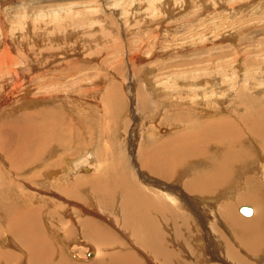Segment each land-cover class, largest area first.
<instances>
[{
  "label": "rangeland",
  "instance_id": "rangeland-1",
  "mask_svg": "<svg viewBox=\"0 0 264 264\" xmlns=\"http://www.w3.org/2000/svg\"><path fill=\"white\" fill-rule=\"evenodd\" d=\"M20 30L29 41L22 39ZM74 32L78 42L73 38L66 41V34ZM56 35L62 39L52 40ZM23 41L25 45L20 44ZM27 43L33 45L27 48ZM0 46V56L8 50L13 58L11 62H0V241L8 235L10 224L20 226L24 212L33 209L39 211L35 218L40 220L32 228L33 235L41 229L49 241H54L55 249H60V243L65 249L61 241H66L70 253L80 259L66 254L69 264L95 263L100 258L87 256L94 247L96 251L113 247L112 253H131L142 264H159L153 254L138 247L131 234L116 224L124 216L121 206L125 194L135 188L149 198L157 195L160 200L161 194L167 195L165 204L172 212L181 220L189 218L187 224L177 222L188 231L180 230L184 233L183 244L172 242V223L169 229H163L169 246L184 256V264H264V248H259L256 255L249 251L246 254L237 248L230 231L220 227L225 223L220 214L225 204H230L233 214L243 221L261 215L262 208L241 199L252 187L260 199L264 196V170H247L248 184L239 182L235 190L211 197L217 198L214 211H221L217 212V235L224 237L219 241L225 244L226 240L235 248L232 252L239 249L238 258L231 253L224 255V247L210 249L207 234L213 215L207 209L208 214L201 216L199 207L210 208L212 201L207 205L189 200L187 204L193 207L178 208L184 202L182 194L180 202H174L179 195L168 189V183L154 178L147 167V156L159 143L166 146L162 149L174 148L176 152L187 144L182 134L188 136L194 126L198 131L202 124L213 120L226 127L228 120L237 118L241 105L250 107L247 98H259L264 104V0H0ZM50 52L56 55L47 56ZM208 80L222 83L220 88H231L235 94L231 92L224 98L216 95L215 103L207 104V116L199 109L200 113L192 111L188 101H199L195 99V82L205 85ZM242 89L249 93L243 91L248 95L243 100L239 98ZM207 105L200 108L204 111ZM175 124L182 127L176 129ZM248 141L249 150L252 142ZM210 150L221 153L218 146ZM83 153L91 154L86 166L83 162L77 170L70 168L69 162ZM85 168L91 172H83ZM65 171L72 173L68 180ZM49 173L62 174L49 185ZM66 188L72 189L71 195L65 194ZM242 205L252 208L251 217L239 212ZM29 223H24L27 228ZM91 226L109 230L114 243L92 242ZM52 230L57 231L56 235ZM193 238H201L202 242ZM4 245L12 253L22 249L8 242Z\"/></svg>",
  "mask_w": 264,
  "mask_h": 264
},
{
  "label": "bare ground",
  "instance_id": "bare-ground-1",
  "mask_svg": "<svg viewBox=\"0 0 264 264\" xmlns=\"http://www.w3.org/2000/svg\"><path fill=\"white\" fill-rule=\"evenodd\" d=\"M25 31H27V30H25ZM18 33H21L20 35H22L21 30ZM23 33L25 34V32H23ZM29 33H30V31H29ZM17 37H18V35H17ZM23 37H24V35H22V39H24ZM36 37L39 38L38 36H36ZM64 38L66 41H72L71 39L73 38V42H75V41L78 42L77 34L75 32L71 33V34H66V36ZM26 39L28 40L29 38L26 37L24 40H26ZM61 39L62 38L60 37V35H58V36L56 35L55 37L52 38V40H57V41H59ZM46 41L47 40H45V42ZM32 43H29V44L27 43L28 44L27 48L30 47V45H33ZM20 44L25 45L26 43L24 42L23 44L22 43H20ZM53 44H54V42H53ZM17 45L18 44H16V46ZM23 47H25V46H23ZM74 47L77 51H80L79 46L78 47L74 46ZM17 48H18V46H17ZM83 48L84 47L82 46V49ZM31 49H32V47H31ZM39 49H41V48H39ZM42 49H45V48L42 47ZM80 49H81V47H80ZM46 53H47V51H46ZM44 54H45V52H44ZM55 55L56 54H51V52H50V53H48L47 56L53 57ZM12 59L13 58H11V55H10V53H8V50H6L0 56V60H1L0 62H2V63H4V62L6 63V61L11 62ZM46 59H48V58H46ZM56 59H57V57H56ZM18 76H19V74H15V77H18ZM212 78H213V75H212ZM237 78H238V76H237ZM240 78H241V75H240ZM193 81H195V80H193ZM216 81H217V79H216ZM235 81H237V79ZM244 83H245V80H244ZM184 84H186V83H184ZM195 84H196V87L198 86L197 89L195 88L196 89L195 91L198 92V95H197L198 97H196L195 99H199V101L195 103V102H193L194 101L193 99H192L193 101L189 99L188 103L191 104V106H192L191 110L192 111H194L195 113L196 112L198 113L199 111H201V113L203 115L209 114V112L207 110H209L210 107L207 104L213 105L212 103H215L214 99H216L215 98L216 95H218V94L222 95V97L224 98V96H227L228 94H230L232 92L231 88H227V89L223 90L222 88H220L221 86H223L222 83H216L215 84V82H214V84H213L211 82V80H208V83H205V85H201L200 82H195ZM236 87H237V85H236ZM240 88H242V86ZM248 88H250V87H248ZM187 89H188V87H187ZM247 89H242V91H240V94H239V91H236V92H238V93H236L237 96L239 94V98L244 99V96H246L245 93H248L246 91ZM152 90H153V88H152ZM60 92H62V91H60ZM184 92H186V91H184ZM233 93L234 92H232V94ZM199 94H201V95H199ZM232 94H230V95H232ZM187 95H189V93ZM44 99L45 98H43V100ZM247 100L250 101L251 105L248 104V105H250V107H247L246 103H245V105H241L240 106L241 109L238 110L239 114H238V116L236 115L237 118L234 120V116H233V120H228L226 127L223 126V122L221 123V121L216 122L213 120H212V122L208 121V122H206V124H202L200 126V128L198 129V131H196L197 126H194L192 133H190L188 136H186L184 134H182V136H181L184 140L188 141V142H186V141L183 142V143H187L184 145V147L181 146V148H178L177 151L174 152L173 151L174 148H172L170 150L162 149V147H166V146L165 145L162 146V143H159L158 146H156V148L158 150L155 147L152 148V150H151L152 154L147 156V158H148L147 167H148V171L150 170L149 171L150 174L153 175L154 178L161 179L165 183H168L166 185L168 187V189H170V191L172 190V191L176 192V194L179 195L177 198L173 199V201L177 202V203L180 202V195L181 194H182V197H184V202H182L180 205H177L178 208H179V206L193 207L191 204H187V202H189V200H192L194 203L200 202V204H202L201 201H203L207 205H210L209 202L212 201L213 204L210 206V208L209 207H206V208L203 207L202 208L200 205H198V206H200L199 207L200 211L202 209V211H201L202 213H200L201 216H203V215L206 216L208 214L207 209H210L211 213L213 215V217H212L213 223H211L212 225H210V226H212V228H210L208 230L209 231L208 234L206 233L210 237V242H211V244H209L210 249H212L214 251L215 249H217L219 247H224L226 250L225 252L223 251L224 255H226V253H228V254L231 253V255L238 257V258L240 257V251H238L239 249L234 250V252H232V250L235 248L232 249V247L230 246L229 243H227L226 240H225V244H224V241H223V243L221 241H219L220 240L219 238L224 237L223 234L217 235V232L220 231L219 227H218L220 221L217 222V217H219L218 214L221 211L220 212H218L217 210L214 211L215 210V209H213L215 207L214 203H216L215 200L217 198L214 199L211 197L217 195V193L223 194L225 192L227 193L229 191H232L233 189L235 190V188L239 186V182L240 183L244 182L245 185L248 184L249 178L247 179L245 177L247 170H264V104L263 105L260 104L261 102H260L259 98L258 99L247 98ZM219 102H221V101H219ZM230 102L232 103V101H230ZM257 104L259 106H257ZM205 105L208 106L207 107L208 109L205 107L206 111L205 110L203 111V109H201L200 107L204 108ZM230 106L233 107L232 105H230ZM234 107H235V105H234ZM198 109H199V111H197ZM235 109H236V107H235ZM235 109H234V111H235ZM232 110H231V112L233 113L234 111H232ZM241 111H242V113L240 114ZM212 112L213 111H211V113ZM244 112H246V114ZM198 117H200V116L198 115ZM52 125H54V124H52ZM173 126H176L175 127L176 129H178L177 128L178 126H179V128L182 127V125H179V124H175ZM42 128H43V131H47V128H46V130H44L45 129L44 126ZM171 129H172V127H171ZM169 130H170V128H169ZM213 132H217L218 134L215 135ZM181 137H180V139H181ZM193 140H197V142H191ZM248 140H250L252 142L251 146L248 147L249 150L246 147ZM168 144H169V142H168ZM173 146L177 147L176 145H173ZM216 146L219 147L218 151H220L221 153H219V152L216 153V151H215V153H212L214 151L211 152L210 147L216 148ZM178 147H180V146H178ZM255 150H256V152H253ZM90 155L91 154H87V153L81 154L79 158H77L74 161L69 162V164H70L69 167L72 168L73 170H75V169L77 170L79 165H80V167L82 166L83 162H84V167H85L86 166L85 164L88 162ZM50 161H51V159H50ZM180 165L182 166V168L180 170L176 169L177 167H180ZM67 170H69V168L66 169V171ZM198 170H205V171H204V173L202 172L203 174H201V173L198 174V173L194 172V171H198ZM89 171L91 172V170L87 169V168H85L83 170V172H89ZM59 174H62V173H51L47 177V183L49 185L52 183L55 184L56 180L59 178ZM69 175H72V173L70 172L68 174L66 172V176H65V177H67L66 180H68ZM259 176H261V175H259ZM165 177H167L169 179H164ZM188 178L190 179L189 181H188ZM235 184H236V186H235ZM180 185L183 187L182 189L177 187ZM245 185H244V187H245ZM228 186H232V188L230 190H226L227 189L226 187H228ZM249 187H251V186H249ZM97 189H100V188L97 186ZM252 189H250L249 190L250 192H248L246 195L244 194L245 198H242L241 200L244 202L251 201L252 203L257 204V206H259L260 209L262 208L260 211L261 215H257L255 218H253L249 221H243V220L237 218L234 215L235 213L233 214L234 208H232L230 204H225L224 211L220 213V214H222V217H223L225 223L222 222L223 226L221 225L220 227H224V228L226 227V230L228 232L230 231V234L233 235V238H234L233 240L236 242L237 248L242 249L241 251H244L246 254L249 251L250 253L252 252L253 255H256V252H259L261 250V249L259 250V248H264V196H262V198L260 199L259 193L257 192V190L253 187H252ZM84 190H86V189H84ZM84 190H83V192H84ZM96 190H94V191L96 192ZM1 191H2V189H1ZM100 191H101V189H100ZM64 192H65V194L67 193V195H71V193L73 191L70 188H66V190H64ZM153 193L156 195L155 192H153ZM164 193L165 192L163 191V194ZM231 195L233 197V192ZM218 196L219 195H217V197ZM185 197H186V199H185ZM200 197H202V198L204 197V199H202ZM223 197H225V196H223ZM156 198H149V197L141 194L135 188H129L128 194H125V198H123V200L125 199L126 202L124 200L123 205L121 206L122 215L124 214V216L121 219V223L120 222L118 223L116 221V224L120 225L121 229H124L125 231H127L129 235L131 234V238L133 239V242L138 247H140L141 249H144V251H147L150 254H153L154 258L156 260H158L157 262L159 264H184V261H183L184 256L179 251H174V249L169 246V244L167 243L168 238H165L164 231H165V228L169 229V225H170V223H172V227H171V229H169V233L171 231H173V233H174L172 242L177 243V242L181 241V244H183L184 243L182 241L183 234L185 232L188 233V231H184L183 227L179 226L180 223H177V222L179 221V222H183V224H187V220L189 218L186 220V217H183V219H182L183 221H182L181 218H178L180 216H178V214L177 215L175 214L176 213L175 211L172 212L171 206H169L168 204H165V199H167V195L165 196V194H164V196H163L161 194L160 200H163L162 202H160L157 195H156ZM220 198H222V197H220ZM195 199L197 201H195ZM220 201H221V199H220ZM0 203H1V201H0ZM177 206H176V208H177ZM103 208H105V207H103ZM215 208L217 209V207H215ZM78 210H80V209H78ZM80 212H81V210H80ZM217 212H218V214H217ZM20 213H19V215H20ZM38 213H39L38 210H33V209L27 210L26 212H24V214L22 213L25 216L24 217L22 216V222L20 223V226H19V224H17V225L14 224V222L9 225L10 230L8 229V231H7L8 235L6 236V238H4V239H2V241H0V242H2V243H0V264H69L65 261V255L66 254L70 255V258H74L78 261L80 260L79 256L76 253L75 254L70 253L71 252V250L69 249L70 246L67 244L66 241H63V240L61 241L63 243L65 249L63 247L61 248L60 241H58L60 243V244L58 243L60 245V249L58 247H57L58 249L57 248L55 249L54 241H49L48 238L43 235V231L41 229H39V228H41L40 226L38 227L39 232L35 233L33 235L32 228L38 222L37 219L35 218L36 217L35 215H37ZM117 213L119 214V212H117ZM253 213H254V211L252 210V213L246 217H251L253 215ZM109 214L113 215L114 213L109 212ZM111 215H109V216H111ZM122 215H120V216H122ZM214 216H216V219L214 218ZM196 217H197V215H196ZM206 219H207V217H206ZM26 220L28 222H30L29 224L31 225L28 228L24 224ZM203 221L206 222L205 220H203ZM39 222H40V220H39ZM207 222H208V219H207ZM44 223H46V222H44ZM27 225H28V223H27ZM91 227H92L91 229L93 230L92 232L90 231L91 232L90 238H92L91 241L92 240L96 241V242L99 241L98 243L100 244V240H102V244H108V245H112L114 243L113 242V236L110 237L111 235H110L109 230H107L106 228L104 229L102 227H95V226H94V228H93V226H91ZM163 229H164V231H163ZM180 230L184 231V233L183 234L180 233ZM53 231L54 230L51 231L52 235H56L55 232H57V231H55V232H53ZM170 234H172V233H170ZM9 236H11V237H9ZM86 236L89 237L88 234ZM170 239H172L171 236H170ZM225 239H227V238H225ZM193 240L202 242L201 238H196V239L193 238ZM7 242L10 244H14V245L19 246L20 248L23 249V251H22V249L20 250L19 253H12L13 251L12 252L8 251L6 245H4ZM189 242H190V240L188 241V243ZM208 243H209V241H208ZM87 244H89V243H87ZM108 245H106V246H108ZM126 247L127 246H124V248H126ZM94 248L91 249V252H90L91 255H89L90 254L89 253L87 256L89 258L98 257L100 259L99 260L96 259L97 261L93 260V262L95 261V263H93V264H139V263H141L138 260V258L135 256V254H131V253L129 254V253H125V252H123V254L119 253V252H118L119 254H117L116 252L112 253L113 249H114L113 247L97 248L98 249L97 251L94 250ZM107 248H110V250H106ZM58 250L60 251V253L58 252ZM123 250H125V249H123ZM104 252H105V254H104ZM194 252L197 253L196 251H194ZM195 253H194V255H195ZM103 254L105 257L103 256ZM147 256L151 257L150 255H147ZM85 258H87V257H85ZM178 262H180V263H178ZM90 264H91V262H90ZM147 264H148V262H147ZM186 264H188V263L186 262Z\"/></svg>",
  "mask_w": 264,
  "mask_h": 264
},
{
  "label": "water",
  "instance_id": "water-1",
  "mask_svg": "<svg viewBox=\"0 0 264 264\" xmlns=\"http://www.w3.org/2000/svg\"><path fill=\"white\" fill-rule=\"evenodd\" d=\"M239 212L244 216H249L252 213V209L247 205H242L239 208ZM89 255H91V253Z\"/></svg>",
  "mask_w": 264,
  "mask_h": 264
}]
</instances>
